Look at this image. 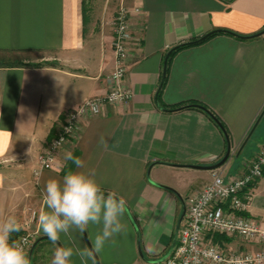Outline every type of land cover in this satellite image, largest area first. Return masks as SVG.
I'll return each mask as SVG.
<instances>
[{"label":"crops","instance_id":"obj_1","mask_svg":"<svg viewBox=\"0 0 264 264\" xmlns=\"http://www.w3.org/2000/svg\"><path fill=\"white\" fill-rule=\"evenodd\" d=\"M117 3L0 0V54L16 59L31 54L36 63L0 66V221L14 215L21 232L30 228L37 238L46 236L38 224L46 182L62 180L66 153L76 151L84 167L71 171H94L105 193L122 197L127 207L124 230L86 264H147L138 246L148 259L167 251L180 198L202 188L213 172L180 165L213 164L227 145L216 121L191 103L208 109L227 133L230 155L217 168L225 177L240 172L264 146V0H125L132 40L122 85L133 96L83 118L51 167L35 177L38 155L64 113L112 86L111 21ZM213 30L246 38L219 32L175 52L157 100L167 51ZM49 57L52 62H40ZM251 191L247 214L264 227V174ZM100 231L90 223L86 231L62 233L55 244L42 239L32 249L31 264H52L57 247L91 249ZM72 264L85 262L75 256Z\"/></svg>","mask_w":264,"mask_h":264},{"label":"built area","instance_id":"obj_2","mask_svg":"<svg viewBox=\"0 0 264 264\" xmlns=\"http://www.w3.org/2000/svg\"><path fill=\"white\" fill-rule=\"evenodd\" d=\"M130 13L125 0H118L111 21L113 68L108 77L111 88L64 113L56 134L38 155V165L33 170L35 177L51 167L63 144L76 136L83 118L102 114L107 105L127 103L133 96L131 88L122 85L132 40ZM263 169L264 146L233 176L225 177L214 169L211 180L185 198V214L169 254L160 262L147 264H264V227L247 214L252 186ZM34 215L33 211L31 220ZM28 224L29 221L24 225ZM215 235L228 240L215 241ZM36 238L37 230L30 228L16 237L27 241V252ZM243 244L250 248L243 249Z\"/></svg>","mask_w":264,"mask_h":264},{"label":"clouds","instance_id":"obj_3","mask_svg":"<svg viewBox=\"0 0 264 264\" xmlns=\"http://www.w3.org/2000/svg\"><path fill=\"white\" fill-rule=\"evenodd\" d=\"M104 143L101 138L100 144ZM65 159L72 160L78 169L84 167V161L71 152L66 153ZM43 200L45 207L39 213L38 224L54 244L62 233L86 231L90 223L101 226L91 249L85 246L74 251L72 247H57L52 264H72L75 256L86 264L87 259H94L106 241L124 230L121 217L127 212L126 201L114 192L105 193L92 170L87 173L69 171L62 180L50 178L45 185ZM22 229L23 225L14 215L0 221V264H31L25 247L27 241L12 238Z\"/></svg>","mask_w":264,"mask_h":264},{"label":"water","instance_id":"obj_4","mask_svg":"<svg viewBox=\"0 0 264 264\" xmlns=\"http://www.w3.org/2000/svg\"><path fill=\"white\" fill-rule=\"evenodd\" d=\"M214 31H217V30H213V31H210L208 33H206L205 35L197 38V39H194V40H190V41H186V42H183V43H180L181 45H192V44H196L198 42H200L203 38H205L207 35H209L210 33L214 32ZM264 31V29H263ZM175 48L172 47L170 48L167 53L165 54V60H164V65H163V72H162V76H161V82L159 84V87L157 89V92L158 90L160 89L162 83H163V80H164V76H165V65H166V61H167V58L170 54V52ZM156 92V94H157ZM188 106H195V107H200L202 109H204L201 105L199 104H191V105H188ZM205 111L207 113H209V115H211V117L216 121V123L219 125V127L221 128L224 136H225V139L227 141V145H226V150H225V153L224 155L215 163L213 164H210V165H198V164H184V165H180V166H185V167H190V168H195V169H206V170H214V169H217L219 168L221 165H223L225 163V161L228 159L229 155H230V143H229V139H228V136H227V133L225 131V129L223 128V126L221 125V123L218 121V119L216 117H214L211 112H209L208 109L205 108ZM259 118L256 120V122L254 123L252 129L250 130L249 134L247 135L244 143L246 142V140L248 139V137L250 136L251 132L253 131L254 127L256 126L257 122H258ZM243 143V144H244ZM180 198V197H179ZM180 201H181V206H180V212H179V215L177 217V220H176V223H175V227H174V231H173V236H172V240H171V243L169 245V248L168 250L159 258L157 259H148L146 258L143 253L141 252V249L139 248L138 246V253H139V256L141 257V259L146 262V263H157V262H160L162 261L168 254L169 252L171 251V249L173 248L174 244H175V241H176V237H177V232H178V228H179V224L185 214V203L183 201V199L180 198ZM45 238H48L47 236H41L37 239H35L32 243V245L30 246L29 248V252H28V256L29 258L31 257V252H32V249L34 247V245L42 240V239H45ZM96 264H99L98 261L96 260Z\"/></svg>","mask_w":264,"mask_h":264},{"label":"trees","instance_id":"obj_5","mask_svg":"<svg viewBox=\"0 0 264 264\" xmlns=\"http://www.w3.org/2000/svg\"><path fill=\"white\" fill-rule=\"evenodd\" d=\"M219 32H225V33H228V34H231V35H235V36H237V37H239V38H246V37H242V36H240V35H238V34H236V33L230 32V31L217 30V31H214V32L210 33L209 35H207L205 38H203V39H202L200 42H198V43L204 42L205 40H207L208 38L212 37V36L215 35V34H218ZM187 46H189V45H181V44H177V45H175V48L170 52V54H169V56H168V58H167V61H166L165 72H164V73H165V76H164V80H163V83H162L161 87L163 86V84H164V82H165V79H166L167 69H168V62H169L171 56H172L175 52H177L178 50L183 49V48H185V47H187ZM29 65H30V64H29ZM161 87H160V89L158 90V92H157V94H156V98H157V100H159V94H160ZM191 104H199V103H191ZM199 105H201V104H199ZM172 106H175V105H172ZM172 106H171V107H172ZM201 106H202L204 109H202V108H200V107H197V108L200 109V110L205 111V107H204L203 105H201ZM191 107H195V106H191ZM210 116H211V115H210ZM72 154H73L74 157H78V153H77L76 151H74ZM74 165H75L74 162H73L72 160H69L68 163H67V165H66L65 173L67 174L69 171H71L72 168L74 167ZM262 174H264V169H263ZM16 234H17V233H14V234H13V237H12L13 239L16 238ZM223 239H225V238L220 237V236H217V235L214 237V240H215V241H222ZM225 240H226V239H225ZM227 240H228V239H227Z\"/></svg>","mask_w":264,"mask_h":264},{"label":"rangeland","instance_id":"obj_6","mask_svg":"<svg viewBox=\"0 0 264 264\" xmlns=\"http://www.w3.org/2000/svg\"><path fill=\"white\" fill-rule=\"evenodd\" d=\"M6 56H4V54L3 53H1L0 54V66H3V65H31V64H36L35 62H33V61H30L31 59H30V56H31V54H28V55H25L26 56V59H16V58H14V56L12 55V56H10L9 57V55L7 56V54H5ZM17 57H20V55H24V54H20V55H17V54H15ZM35 55H38L37 53L35 54ZM48 55V54H47ZM42 56H45V53H42ZM50 56V55H49ZM23 57V56H22ZM53 61V59H52V57H49V58H47L46 60H41L40 62L41 63H48V62H52ZM21 233V231L20 232H18L17 234H16V237L19 235ZM173 236V235H172ZM172 236H171V238H170V241H169V243H168V245H167V250H168V247H169V245H170V243H171V240H172ZM216 236V235H215ZM218 236V235H217ZM220 237H222V236H220ZM223 238H225L224 236H223ZM16 239V238H15ZM226 239V238H225ZM225 239H223V240H225ZM227 240V239H226ZM219 242H222V241H219ZM166 252V251H165ZM141 258V257H140Z\"/></svg>","mask_w":264,"mask_h":264}]
</instances>
